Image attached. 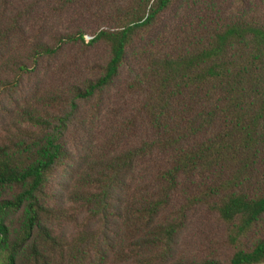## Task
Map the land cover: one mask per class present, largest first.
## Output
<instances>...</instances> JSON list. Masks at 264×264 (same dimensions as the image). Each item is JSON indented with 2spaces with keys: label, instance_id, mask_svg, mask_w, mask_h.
<instances>
[{
  "label": "trees",
  "instance_id": "16d2710c",
  "mask_svg": "<svg viewBox=\"0 0 264 264\" xmlns=\"http://www.w3.org/2000/svg\"><path fill=\"white\" fill-rule=\"evenodd\" d=\"M0 264H264V0H0Z\"/></svg>",
  "mask_w": 264,
  "mask_h": 264
},
{
  "label": "rangeland",
  "instance_id": "374dc122",
  "mask_svg": "<svg viewBox=\"0 0 264 264\" xmlns=\"http://www.w3.org/2000/svg\"><path fill=\"white\" fill-rule=\"evenodd\" d=\"M85 36V41L89 39ZM101 57L104 50L98 47L92 52ZM177 253L187 256L205 257L214 256L222 262H226L230 254V248L225 242V230L208 214L197 212L190 217L188 227L180 234L176 241Z\"/></svg>",
  "mask_w": 264,
  "mask_h": 264
}]
</instances>
